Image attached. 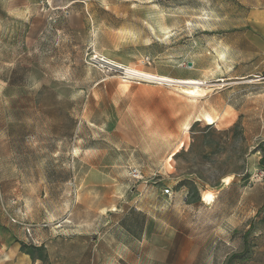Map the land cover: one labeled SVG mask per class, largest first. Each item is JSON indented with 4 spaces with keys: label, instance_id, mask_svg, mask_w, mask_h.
<instances>
[{
    "label": "rangeland",
    "instance_id": "1",
    "mask_svg": "<svg viewBox=\"0 0 264 264\" xmlns=\"http://www.w3.org/2000/svg\"><path fill=\"white\" fill-rule=\"evenodd\" d=\"M263 33L264 0H0V264H258L264 53L245 38ZM144 211L159 239L198 238L194 263L116 258Z\"/></svg>",
    "mask_w": 264,
    "mask_h": 264
},
{
    "label": "crops",
    "instance_id": "2",
    "mask_svg": "<svg viewBox=\"0 0 264 264\" xmlns=\"http://www.w3.org/2000/svg\"><path fill=\"white\" fill-rule=\"evenodd\" d=\"M246 41H251L252 45H254L256 48H258L262 53H264V33L263 35H261L259 38L254 37V35H246ZM245 73H242L241 76H243ZM146 213V215L148 216V220L146 223V226L144 227V229H141V226H134L132 228H129V230H127V233L130 234L131 239L127 244H124L123 242H119L116 241L118 246L120 247V249H122L121 252H117L116 253V258H118V260H122L124 262L125 261L129 262L128 260H126V258H124V255H127V257H132L134 259L135 257V253H134V249L137 248H142L143 247H149L150 249H157V248H161L164 250H167V252L169 253L170 251H172V255L174 254V251H178L179 249H184L183 252H181V258H182V262L184 258L188 259L189 263H194L195 259L198 258V254L199 251L201 250L198 247V238H194L191 235H186L187 237V243L188 246L185 249V246L180 247L178 246V244H175V233L174 232V227L171 224H168L164 227V234L162 235L163 237H161L160 239L157 237L156 234V230L154 229V226L152 225V221H153V215L150 214V211L148 212H143ZM141 214V213H140ZM248 222H250V225L248 224ZM251 222L252 219H250L249 221L244 220V226L246 229H249L251 227ZM178 232V231H177ZM183 232V231H181ZM262 233L260 234V249L257 251L260 253V256L255 258V263L258 264H264V233L263 231H261ZM108 233V231H106V234ZM105 232L101 233L99 232V238L96 240V245H103V241L104 237H105ZM98 245V246H99ZM97 246V247H98ZM95 247V251H99V249ZM127 252V254H125ZM100 254L102 255V247L100 250ZM95 255V254H94ZM95 257H97V255H95ZM153 257V256H152ZM139 258V257H138ZM151 258V256H150ZM137 264H140V259H137L136 261ZM154 263L157 264V260L154 259ZM159 264H179V262L175 261V260H163V261H159Z\"/></svg>",
    "mask_w": 264,
    "mask_h": 264
},
{
    "label": "bare ground",
    "instance_id": "3",
    "mask_svg": "<svg viewBox=\"0 0 264 264\" xmlns=\"http://www.w3.org/2000/svg\"><path fill=\"white\" fill-rule=\"evenodd\" d=\"M99 61L103 63H107L109 65H114L115 67H118L120 69H123L124 72L127 74L126 76L128 78H136L140 80L150 81V82H158V83H168V84H174L178 85L182 88L183 92L190 94L192 97H199L202 95L205 91L206 81H203L201 79H195V78H173L165 75H155L151 73L144 72L142 70L138 69H132L126 66H123L122 64H119L115 61L106 59L104 57L96 56ZM203 120L208 122L209 124L215 123V118L210 113H205Z\"/></svg>",
    "mask_w": 264,
    "mask_h": 264
},
{
    "label": "built area",
    "instance_id": "4",
    "mask_svg": "<svg viewBox=\"0 0 264 264\" xmlns=\"http://www.w3.org/2000/svg\"><path fill=\"white\" fill-rule=\"evenodd\" d=\"M131 175L133 177L138 178L140 176V170L138 168H133L132 171H131ZM166 193H170V189L169 188L166 189Z\"/></svg>",
    "mask_w": 264,
    "mask_h": 264
}]
</instances>
